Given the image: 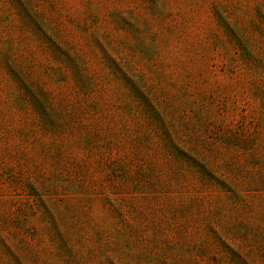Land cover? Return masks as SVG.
<instances>
[{"label": "rangeland", "instance_id": "rangeland-1", "mask_svg": "<svg viewBox=\"0 0 264 264\" xmlns=\"http://www.w3.org/2000/svg\"><path fill=\"white\" fill-rule=\"evenodd\" d=\"M0 264H264V0H0Z\"/></svg>", "mask_w": 264, "mask_h": 264}]
</instances>
